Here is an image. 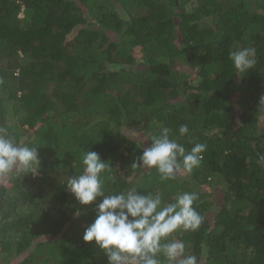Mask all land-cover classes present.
Segmentation results:
<instances>
[{
	"label": "trees",
	"instance_id": "1",
	"mask_svg": "<svg viewBox=\"0 0 264 264\" xmlns=\"http://www.w3.org/2000/svg\"><path fill=\"white\" fill-rule=\"evenodd\" d=\"M245 47L256 65L241 76L229 52ZM9 124L41 165L0 177V264H106L82 239L94 204L66 189L88 151L113 167L109 191L199 193L202 224L170 237L197 264H264V0H0ZM162 127L207 145L191 174L133 167Z\"/></svg>",
	"mask_w": 264,
	"mask_h": 264
},
{
	"label": "clouds",
	"instance_id": "2",
	"mask_svg": "<svg viewBox=\"0 0 264 264\" xmlns=\"http://www.w3.org/2000/svg\"><path fill=\"white\" fill-rule=\"evenodd\" d=\"M229 59L242 76L256 65V49L230 51ZM11 127L0 126V177L17 179L38 174V146L18 141ZM178 132L185 135L189 128L182 124ZM147 140L150 145L136 157L133 167L154 168L162 181L174 179L180 172L191 174L201 165L207 148L204 143H196L187 150L170 138L168 127ZM260 159L264 161V156ZM106 161L96 151L83 152L82 172L67 179L66 189L80 205L94 204V216L84 228L83 241L93 242L106 256V264H197V257L187 254L185 242L170 237L178 230L196 231L202 224L203 217L194 207L199 193L184 191L165 202L160 193H145L136 187L109 191L103 174L110 173L113 167ZM107 179L111 181L113 177L109 175ZM82 214L79 208L74 212L76 217Z\"/></svg>",
	"mask_w": 264,
	"mask_h": 264
},
{
	"label": "rangeland",
	"instance_id": "3",
	"mask_svg": "<svg viewBox=\"0 0 264 264\" xmlns=\"http://www.w3.org/2000/svg\"><path fill=\"white\" fill-rule=\"evenodd\" d=\"M189 72V71H188ZM129 135H131V133L129 132L128 133ZM133 134V133H132ZM134 136H139L140 138H146L147 137V135H145V134H143V135H141V134H137V132H134Z\"/></svg>",
	"mask_w": 264,
	"mask_h": 264
}]
</instances>
